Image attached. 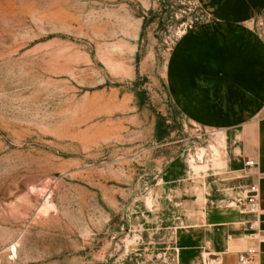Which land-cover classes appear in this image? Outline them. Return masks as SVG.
<instances>
[{
	"label": "rangeland",
	"instance_id": "374dc122",
	"mask_svg": "<svg viewBox=\"0 0 264 264\" xmlns=\"http://www.w3.org/2000/svg\"><path fill=\"white\" fill-rule=\"evenodd\" d=\"M205 20L196 0H0V264H212L226 250L225 223L251 215L249 177L211 176L219 136L179 113L165 78L176 39Z\"/></svg>",
	"mask_w": 264,
	"mask_h": 264
},
{
	"label": "crops",
	"instance_id": "0c3cea01",
	"mask_svg": "<svg viewBox=\"0 0 264 264\" xmlns=\"http://www.w3.org/2000/svg\"><path fill=\"white\" fill-rule=\"evenodd\" d=\"M196 1L207 20L176 39L166 66L167 93L192 125L219 136L223 168L211 176L249 177L239 186L240 206L251 185L259 189L262 213L233 214L225 223L226 250L215 252L212 264H240L239 254L253 246L264 264V242L250 237L252 225L264 230V0ZM250 159L256 175L245 169Z\"/></svg>",
	"mask_w": 264,
	"mask_h": 264
},
{
	"label": "built area",
	"instance_id": "2783aa9c",
	"mask_svg": "<svg viewBox=\"0 0 264 264\" xmlns=\"http://www.w3.org/2000/svg\"><path fill=\"white\" fill-rule=\"evenodd\" d=\"M257 168V163L254 160H248L245 163V169H247L248 175H256L255 170ZM260 177L264 179V174ZM249 191L242 201L243 205L246 207L248 212L252 215L261 214V207L259 206V189L256 185H251ZM264 214V212H263ZM251 228L255 230L250 236L251 239H255L258 242H264V230L255 229L252 225ZM238 263L240 264H260L259 262V250L256 246L247 248L239 257Z\"/></svg>",
	"mask_w": 264,
	"mask_h": 264
},
{
	"label": "water",
	"instance_id": "95a60500",
	"mask_svg": "<svg viewBox=\"0 0 264 264\" xmlns=\"http://www.w3.org/2000/svg\"><path fill=\"white\" fill-rule=\"evenodd\" d=\"M209 260H213V258H210Z\"/></svg>",
	"mask_w": 264,
	"mask_h": 264
},
{
	"label": "bare ground",
	"instance_id": "6f19581e",
	"mask_svg": "<svg viewBox=\"0 0 264 264\" xmlns=\"http://www.w3.org/2000/svg\"><path fill=\"white\" fill-rule=\"evenodd\" d=\"M249 248V247H248Z\"/></svg>",
	"mask_w": 264,
	"mask_h": 264
}]
</instances>
